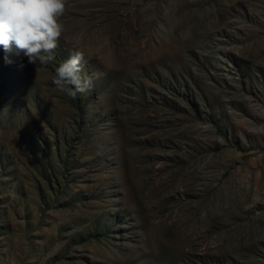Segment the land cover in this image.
Masks as SVG:
<instances>
[{
	"label": "rangeland",
	"instance_id": "374dc122",
	"mask_svg": "<svg viewBox=\"0 0 264 264\" xmlns=\"http://www.w3.org/2000/svg\"><path fill=\"white\" fill-rule=\"evenodd\" d=\"M59 21L45 64L0 49V264H264V0ZM77 50L70 97L52 77Z\"/></svg>",
	"mask_w": 264,
	"mask_h": 264
},
{
	"label": "clouds",
	"instance_id": "9594fccd",
	"mask_svg": "<svg viewBox=\"0 0 264 264\" xmlns=\"http://www.w3.org/2000/svg\"><path fill=\"white\" fill-rule=\"evenodd\" d=\"M65 4L66 0H0V49L4 63H13V56L26 57L32 64L52 60V50L63 30L59 18ZM82 61L83 54L77 50L55 67L52 82L70 97L91 87V77L81 73Z\"/></svg>",
	"mask_w": 264,
	"mask_h": 264
}]
</instances>
